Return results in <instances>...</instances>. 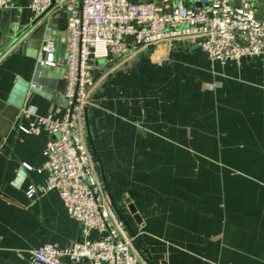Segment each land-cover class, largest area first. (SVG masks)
<instances>
[{
	"label": "crops",
	"instance_id": "0c3cea01",
	"mask_svg": "<svg viewBox=\"0 0 264 264\" xmlns=\"http://www.w3.org/2000/svg\"><path fill=\"white\" fill-rule=\"evenodd\" d=\"M33 19L28 0L0 10V53ZM50 25L0 57V264H27L42 245L81 238L58 193L41 190L43 149L55 137L19 128L34 110L65 113L61 78L31 87L43 40L67 42L65 17ZM93 78L82 132L113 222L142 263L264 264V57L222 63L174 40L120 65L97 63Z\"/></svg>",
	"mask_w": 264,
	"mask_h": 264
},
{
	"label": "built area",
	"instance_id": "2783aa9c",
	"mask_svg": "<svg viewBox=\"0 0 264 264\" xmlns=\"http://www.w3.org/2000/svg\"><path fill=\"white\" fill-rule=\"evenodd\" d=\"M16 1L0 0V10L14 8ZM28 1L33 21L46 22L47 34L53 32L52 19H66L65 113L53 119L34 110V121L19 128L25 134L45 131L55 137L43 149L42 170L47 178L41 190L58 193L68 215L79 223L81 238L64 249L42 245L29 253L27 264H143L133 250L134 239L123 236L113 222L102 197L94 155L82 132L96 87V65H120L144 47L174 40H191L210 60L222 63L264 57V21L256 18L251 4L234 0H196L192 5L179 1L171 8H166L168 0ZM128 37L133 40L127 41ZM55 52V40L46 37L37 52V64L57 66ZM35 192L30 187L27 194L33 197ZM93 232L100 236L92 238Z\"/></svg>",
	"mask_w": 264,
	"mask_h": 264
},
{
	"label": "water",
	"instance_id": "95a60500",
	"mask_svg": "<svg viewBox=\"0 0 264 264\" xmlns=\"http://www.w3.org/2000/svg\"><path fill=\"white\" fill-rule=\"evenodd\" d=\"M173 3H177L179 1L182 2H193V0H171ZM245 3L251 4L253 7L256 8V18L259 21H264V0H244ZM47 26L46 22H38V20L33 21L30 25L27 27L21 29L19 33H17L14 37H12L11 41L2 49L0 53V57H2L6 52L11 51L12 48L16 45H22V48L25 49L27 47V44L30 40H36L40 41L45 28ZM51 28L52 25H51ZM29 38V41L27 43H24L26 39ZM133 40V37H128L127 41ZM26 42V41H25ZM18 52V51H17ZM66 59V47L64 44H56V52H55V61L58 63L57 66H47L44 64H37L36 71H35V83L37 87L39 86H47L46 81L44 80L47 76H56L58 78H61L62 80V87L60 92L62 95L65 92V78H64V63ZM33 89V87H32Z\"/></svg>",
	"mask_w": 264,
	"mask_h": 264
},
{
	"label": "rangeland",
	"instance_id": "374dc122",
	"mask_svg": "<svg viewBox=\"0 0 264 264\" xmlns=\"http://www.w3.org/2000/svg\"><path fill=\"white\" fill-rule=\"evenodd\" d=\"M98 63H100V62H98ZM102 63V62H101Z\"/></svg>",
	"mask_w": 264,
	"mask_h": 264
}]
</instances>
